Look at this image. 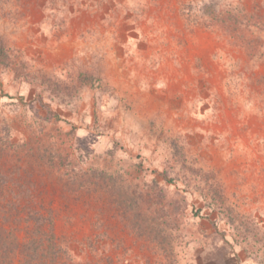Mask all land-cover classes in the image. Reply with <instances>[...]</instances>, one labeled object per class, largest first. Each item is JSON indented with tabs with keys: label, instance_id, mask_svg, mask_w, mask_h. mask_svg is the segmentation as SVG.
<instances>
[{
	"label": "rangeland",
	"instance_id": "obj_1",
	"mask_svg": "<svg viewBox=\"0 0 264 264\" xmlns=\"http://www.w3.org/2000/svg\"><path fill=\"white\" fill-rule=\"evenodd\" d=\"M0 264H264V0H0Z\"/></svg>",
	"mask_w": 264,
	"mask_h": 264
},
{
	"label": "trees",
	"instance_id": "obj_2",
	"mask_svg": "<svg viewBox=\"0 0 264 264\" xmlns=\"http://www.w3.org/2000/svg\"><path fill=\"white\" fill-rule=\"evenodd\" d=\"M219 18L215 17V20L218 21ZM228 28V27H227Z\"/></svg>",
	"mask_w": 264,
	"mask_h": 264
}]
</instances>
